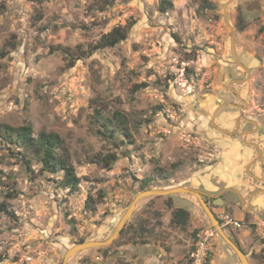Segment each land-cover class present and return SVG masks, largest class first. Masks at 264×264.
<instances>
[{"label": "rangeland", "instance_id": "374dc122", "mask_svg": "<svg viewBox=\"0 0 264 264\" xmlns=\"http://www.w3.org/2000/svg\"><path fill=\"white\" fill-rule=\"evenodd\" d=\"M161 1L0 0V126L29 127L32 141L57 136L79 179L74 191L61 187L63 174L42 172L32 149L0 139V205L10 215L0 212V264H62L70 247L106 240L143 183L175 187L188 169L215 159L198 129L224 137L208 122L241 113L224 105L236 101L232 93L253 113L264 104V0H168L164 14ZM226 4L248 78L232 54ZM115 27L127 30L126 39L88 54ZM115 112L129 135L117 148L98 134ZM107 155L115 157L110 168ZM188 197L141 200L113 244L69 264H191L198 235L211 226ZM224 197L219 209L206 202L216 216L244 223L224 232L249 264H264V212L245 220L238 197ZM89 198L93 211L85 208ZM176 209L189 212L184 230L170 223ZM229 250L215 234L207 264L239 262Z\"/></svg>", "mask_w": 264, "mask_h": 264}, {"label": "crops", "instance_id": "0c3cea01", "mask_svg": "<svg viewBox=\"0 0 264 264\" xmlns=\"http://www.w3.org/2000/svg\"><path fill=\"white\" fill-rule=\"evenodd\" d=\"M235 83L239 82L235 81ZM229 116L220 118L219 113L217 116V121L221 122L218 131L225 134H221L224 136L222 139L215 140L213 135L203 131L209 136L207 139L209 145H213L216 152L215 159L201 161V165H194L188 169L182 182L175 187L183 186L203 191L209 195L206 199L216 209L225 203L226 194L233 193L241 201L242 218L245 219L249 214L254 220V215H261L264 212V160L261 161V156L264 155V142L257 143L260 139L259 135L255 134L252 137L256 142L252 145L247 144L243 137L246 132L241 133L240 137H232L234 119ZM188 198V203L197 213L199 207L197 200L192 196ZM230 252L233 255L232 251Z\"/></svg>", "mask_w": 264, "mask_h": 264}, {"label": "trees", "instance_id": "16d2710c", "mask_svg": "<svg viewBox=\"0 0 264 264\" xmlns=\"http://www.w3.org/2000/svg\"><path fill=\"white\" fill-rule=\"evenodd\" d=\"M31 2L40 0H29ZM172 8V3L168 0H162L159 6V12L164 14ZM212 8V7H211ZM209 7V9H211ZM245 29L244 25H241L239 30L243 31ZM127 37V30L123 27H115L109 33L103 35L99 42L94 46H91L88 50V54H92L96 51L104 50L106 48H113L120 44ZM103 131H98L99 136L103 140L111 143L115 148L119 145L118 142L123 143L122 140L129 137L127 134L126 118L120 113L115 112L112 118H107L102 124ZM0 139L16 140L20 143L26 151L32 149L35 158L41 166V171L49 174L62 173L63 178L60 181L61 187L74 191L78 184L79 179L74 173V169L67 163V160L58 152L60 148V140L57 136L53 135H40L37 140L32 141L31 131L29 127L12 128L7 125L0 126ZM115 157L113 155H107L103 159L105 168H110L114 163ZM148 186L143 183L142 190H147ZM170 207L168 205L165 210ZM85 208L87 211H93L92 199L89 198L85 203ZM0 212L9 215L6 207L0 205ZM10 216V215H9ZM248 216V215H247ZM245 218L247 220L248 218ZM189 212L184 209H176L172 213L170 223L173 227L184 230L188 225ZM122 232V231H121ZM121 234V233H120ZM234 242V241H233ZM145 242H143L144 244ZM237 244V242H234ZM238 245V244H237ZM208 257L206 258V263H208Z\"/></svg>", "mask_w": 264, "mask_h": 264}, {"label": "water", "instance_id": "95a60500", "mask_svg": "<svg viewBox=\"0 0 264 264\" xmlns=\"http://www.w3.org/2000/svg\"><path fill=\"white\" fill-rule=\"evenodd\" d=\"M230 3V2H228ZM227 7L228 4L224 5L223 7V15L224 20L226 23V26L229 28L231 33V45H232V52L235 58V62L238 66H240L246 73L247 76H249V70L247 67L242 65L235 54V48H234V41H235V30L230 25L229 17L227 14ZM252 145V144H251ZM176 194H184L194 197L202 210L204 211L206 217L208 218L210 222V226L212 229L215 230L218 237L223 241V243L235 254L236 258L238 259L240 264H249L248 257L246 253H244L239 245L234 243L224 232V229L221 227L216 215L212 211V209L208 206L206 202V198L209 196L206 193H204L201 190L198 189H191L186 188L183 186L173 187V188H165V189H149L143 192L138 193L135 198L133 199L132 203L128 207V209L125 211V213L122 215L120 220L118 221L117 225L115 226L114 230L112 231L111 235L104 241H87L83 243L76 244L69 249L65 251L63 254V260L62 264H69V259L73 257L74 255L90 250L93 248H105L113 244V242L119 237L121 231L123 230L124 226L128 222L129 218L131 217L132 213L136 209L138 203L146 198L149 197H169Z\"/></svg>", "mask_w": 264, "mask_h": 264}, {"label": "flooded vegetation", "instance_id": "af4514ba", "mask_svg": "<svg viewBox=\"0 0 264 264\" xmlns=\"http://www.w3.org/2000/svg\"><path fill=\"white\" fill-rule=\"evenodd\" d=\"M232 54H233V52H232ZM256 58L259 59L258 57H256ZM259 60L262 61L261 59H259ZM262 64L263 63H260V65H262ZM248 70L250 71V69H248ZM246 77L248 78L249 76L246 75ZM232 95L236 101L224 103L225 107L233 106V107H231L232 109H235V110L240 111L242 113V114L241 113L236 114L234 117L232 137H240L241 133L246 132V134L243 137H244L245 142L247 144H253L254 142H256L255 138L252 137L255 134H258L259 135L258 137L260 139L257 141V143L264 142V104H260V107L257 111L258 113H253L252 112L253 109L250 107V105L246 101H243V99L241 97H239L240 96L239 94L234 92V93H232ZM205 102H208V99H206ZM201 113H202V111H201ZM203 115L204 114H201L200 116L204 117ZM217 116L218 115H213L212 118L210 117V120L208 122L209 128H212L213 130L216 129V131L218 133L224 134V133L218 131V128H221L220 127L221 125L217 124L218 125V127H217L214 123V121L215 122L217 121ZM193 122L195 124L196 129L200 125H202V124H200L201 118L199 120H194ZM257 126H258V128L256 129ZM198 130H200L202 132V135L204 138L209 139V136H207L208 134L203 133V131H206V130H204L203 128L198 129ZM211 139H213V138H211ZM257 155H256V157H257ZM262 160H264L263 154L261 156V161ZM263 166H264V162H263Z\"/></svg>", "mask_w": 264, "mask_h": 264}, {"label": "built area", "instance_id": "2783aa9c", "mask_svg": "<svg viewBox=\"0 0 264 264\" xmlns=\"http://www.w3.org/2000/svg\"><path fill=\"white\" fill-rule=\"evenodd\" d=\"M222 228H228L230 230H239L243 226V222L234 219L227 212H221L216 216ZM258 226L264 229V220L260 221ZM215 230L208 228L198 235V242L195 247V251L191 255V264H205L208 251L210 249L211 241L215 237Z\"/></svg>", "mask_w": 264, "mask_h": 264}]
</instances>
